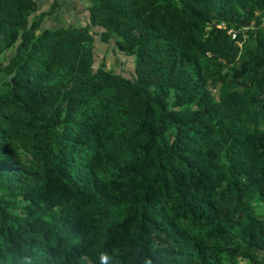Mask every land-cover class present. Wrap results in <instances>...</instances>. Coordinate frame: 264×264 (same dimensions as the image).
Returning a JSON list of instances; mask_svg holds the SVG:
<instances>
[{"label": "trees", "instance_id": "trees-1", "mask_svg": "<svg viewBox=\"0 0 264 264\" xmlns=\"http://www.w3.org/2000/svg\"><path fill=\"white\" fill-rule=\"evenodd\" d=\"M87 11L0 0V264H264V0Z\"/></svg>", "mask_w": 264, "mask_h": 264}, {"label": "crops", "instance_id": "crops-1", "mask_svg": "<svg viewBox=\"0 0 264 264\" xmlns=\"http://www.w3.org/2000/svg\"><path fill=\"white\" fill-rule=\"evenodd\" d=\"M38 13H45L44 27L87 28L89 15L87 0H35Z\"/></svg>", "mask_w": 264, "mask_h": 264}, {"label": "rangeland", "instance_id": "rangeland-1", "mask_svg": "<svg viewBox=\"0 0 264 264\" xmlns=\"http://www.w3.org/2000/svg\"><path fill=\"white\" fill-rule=\"evenodd\" d=\"M68 28V27H66ZM39 33V32H37ZM6 56L12 55L11 52H5ZM2 60L0 56V61ZM101 65H104L106 70H111L115 73L119 74H125V71L133 70L132 60L131 59H125V58H118L116 59L112 51L109 49L108 52L105 54L103 53V47L98 42V39L96 42H94V70H97ZM21 160L24 163H29L30 157L27 154H21Z\"/></svg>", "mask_w": 264, "mask_h": 264}, {"label": "built area", "instance_id": "built-area-1", "mask_svg": "<svg viewBox=\"0 0 264 264\" xmlns=\"http://www.w3.org/2000/svg\"><path fill=\"white\" fill-rule=\"evenodd\" d=\"M228 34L231 36L232 39L236 38V33L234 31H228Z\"/></svg>", "mask_w": 264, "mask_h": 264}]
</instances>
